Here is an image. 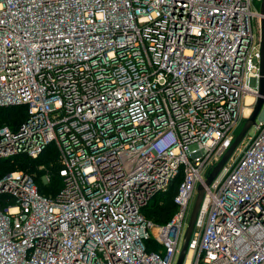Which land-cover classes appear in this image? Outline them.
<instances>
[{
    "label": "built area",
    "instance_id": "obj_1",
    "mask_svg": "<svg viewBox=\"0 0 264 264\" xmlns=\"http://www.w3.org/2000/svg\"><path fill=\"white\" fill-rule=\"evenodd\" d=\"M254 1L0 0V106L25 107L0 159L49 158L0 175V264H174L195 186L254 103ZM250 126L181 264H264V102ZM176 176L156 223L142 208Z\"/></svg>",
    "mask_w": 264,
    "mask_h": 264
},
{
    "label": "trees",
    "instance_id": "obj_2",
    "mask_svg": "<svg viewBox=\"0 0 264 264\" xmlns=\"http://www.w3.org/2000/svg\"><path fill=\"white\" fill-rule=\"evenodd\" d=\"M24 110H25V107L23 105L0 106V126L2 125H9L11 127L14 126L19 121L22 120L24 116ZM10 122H12L13 124H10ZM48 161H49V158L46 152L40 154L37 158H34V159L29 158V157H24V156L23 158H19V155H14L6 159H0V175H2L4 172L8 170L15 169V168L24 169L28 171H34L35 163L44 162L45 164H47ZM31 164L33 165V168L32 167L30 168ZM40 172L41 170H37L38 174L34 175V180L37 184V189L43 193L50 192L51 189H54L56 185L58 184L59 177L54 172L53 174H51V179L48 183H41L39 179ZM178 180H179V176H176L175 178H173L170 181L166 191H164L163 193L154 194L150 198V200L143 206L142 212L146 217H148L150 214L151 205L159 206L158 211L155 213L156 218L153 219L154 222L156 223L165 222L170 217L174 209V204L172 202V196L175 193ZM148 239H147V243H148ZM151 243H153V241H151Z\"/></svg>",
    "mask_w": 264,
    "mask_h": 264
},
{
    "label": "water",
    "instance_id": "obj_3",
    "mask_svg": "<svg viewBox=\"0 0 264 264\" xmlns=\"http://www.w3.org/2000/svg\"><path fill=\"white\" fill-rule=\"evenodd\" d=\"M258 14H259V48H258V73H259V76H258V88H257L256 96L254 99V103L252 105V108H251L249 114L244 119L239 131L237 132V134L233 138L232 142L230 143V145L228 146L226 151L222 154V156L216 162V164H214L211 167V170L207 173V175L205 176L203 181L198 182L195 186L194 196L192 199V203H191L190 210L188 213V217L186 220V225H185L183 233H182L180 246H179L174 264H181V262L184 258L186 247H187V242H188V239H189L192 227H193V223H194V220H195V217L197 214V210L199 207L201 196H202V193L204 191V185H207L210 182L212 177L218 171L221 164L225 161V159L231 153L233 148L240 141L244 132L253 123L254 116L256 115V113L260 107V104L262 102H264V96H263V82H264V76H263V74H264V0H261V2H260Z\"/></svg>",
    "mask_w": 264,
    "mask_h": 264
},
{
    "label": "rangeland",
    "instance_id": "obj_4",
    "mask_svg": "<svg viewBox=\"0 0 264 264\" xmlns=\"http://www.w3.org/2000/svg\"><path fill=\"white\" fill-rule=\"evenodd\" d=\"M254 6L255 7H257L258 6V1L257 0H255L254 1ZM10 124H13L12 122H10ZM253 131V128H252V126H250L245 132L246 133H248V134H250L251 132ZM239 143L240 142H238L237 143V145H239ZM49 148H50V146H49ZM19 158H23V156H20L19 155ZM33 168V165L31 164L30 165V168ZM13 168H15V167H13ZM192 203V202H191ZM191 206V205H190ZM158 208H159V206L158 205H156V206H150V214H149V218H151L152 220L154 219V218H156V215H155V213L158 211ZM154 221V220H153ZM151 235V234H150ZM151 236L149 237V239H148V247H150V248H154V247H157V244H155V243H151Z\"/></svg>",
    "mask_w": 264,
    "mask_h": 264
},
{
    "label": "bare ground",
    "instance_id": "obj_5",
    "mask_svg": "<svg viewBox=\"0 0 264 264\" xmlns=\"http://www.w3.org/2000/svg\"><path fill=\"white\" fill-rule=\"evenodd\" d=\"M250 100L249 95H244V102H248ZM246 110V108H244Z\"/></svg>",
    "mask_w": 264,
    "mask_h": 264
}]
</instances>
